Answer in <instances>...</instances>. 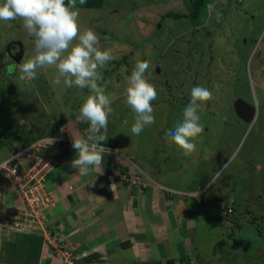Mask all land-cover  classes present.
Returning <instances> with one entry per match:
<instances>
[{
	"label": "rangeland",
	"instance_id": "obj_1",
	"mask_svg": "<svg viewBox=\"0 0 264 264\" xmlns=\"http://www.w3.org/2000/svg\"><path fill=\"white\" fill-rule=\"evenodd\" d=\"M194 2L104 0L98 8L76 6L80 32L93 30L98 47L114 57L98 69L99 85L114 97L105 134L126 138L125 160L143 182L152 184V178L188 204L196 223L195 264H264V0H204L201 14L189 17ZM169 12L188 15L174 18ZM22 23L0 22V153L9 143L25 141L31 124L48 135L59 126L68 129L66 121L73 119L84 136L90 133V124L77 119L88 89L69 88L63 80L55 84V66L38 68L34 80L7 72L8 65L34 55ZM137 61L149 63L145 78L157 91L151 102L155 123L139 136L130 131L134 113L124 96ZM195 86L213 96L199 113L204 130L196 149L184 156L164 137L182 121ZM238 100L254 108L251 118L238 114ZM220 206L231 212L221 214Z\"/></svg>",
	"mask_w": 264,
	"mask_h": 264
},
{
	"label": "crops",
	"instance_id": "obj_2",
	"mask_svg": "<svg viewBox=\"0 0 264 264\" xmlns=\"http://www.w3.org/2000/svg\"><path fill=\"white\" fill-rule=\"evenodd\" d=\"M66 122L70 137H87L76 121ZM123 139L108 137L104 145L110 152L85 175L71 167L72 144L57 150L58 161L45 179L46 191L54 196L44 210L46 232L59 239L76 264H195L196 223L188 216V204L152 178V184L143 182L136 166L125 160ZM26 142L9 143V149ZM21 205L15 187L0 173V213ZM0 264L66 263L41 233L0 222Z\"/></svg>",
	"mask_w": 264,
	"mask_h": 264
},
{
	"label": "clouds",
	"instance_id": "obj_3",
	"mask_svg": "<svg viewBox=\"0 0 264 264\" xmlns=\"http://www.w3.org/2000/svg\"><path fill=\"white\" fill-rule=\"evenodd\" d=\"M79 3L85 4L86 0H79ZM76 4L77 0H67V4L65 0H3L0 3V22L21 20L24 30L34 41V55L19 65H8L9 75L19 71L21 80H34L38 68L55 66L58 71L55 84L63 80V84L69 88L75 86L88 89L91 93L81 104L77 117L90 124V134L86 138L72 136L76 157L70 162L72 168L85 175L90 168L99 167L104 153L110 152L104 142L108 139L105 133L114 97L105 94V89L99 85L98 81L103 76L98 69L114 57L110 49L101 50L98 47L99 37L93 30L80 32ZM213 7L212 4L207 5L209 15ZM149 67L147 61H137L124 91L125 103L134 113L130 131L135 136H139L146 126L155 123L151 102L157 98V91L145 78ZM212 96V91L206 87H193L190 100L183 109L182 121L164 137L181 149L184 156H191L196 149L195 140L204 130L199 113ZM124 123L127 125L128 121ZM54 142V138L48 137V145Z\"/></svg>",
	"mask_w": 264,
	"mask_h": 264
},
{
	"label": "built area",
	"instance_id": "obj_4",
	"mask_svg": "<svg viewBox=\"0 0 264 264\" xmlns=\"http://www.w3.org/2000/svg\"><path fill=\"white\" fill-rule=\"evenodd\" d=\"M67 130L64 125L59 126L54 134L41 135L20 149H12L0 161V173L11 181L22 203L18 209L2 211L0 222L13 230L41 233L54 246L55 254L63 256L66 264H76L72 254L56 236L46 232L44 226V210L54 202L53 194L45 189V179L57 163L53 152L72 142ZM48 137L54 138L55 142L48 145ZM227 212L231 209L220 206L221 214Z\"/></svg>",
	"mask_w": 264,
	"mask_h": 264
},
{
	"label": "trees",
	"instance_id": "obj_5",
	"mask_svg": "<svg viewBox=\"0 0 264 264\" xmlns=\"http://www.w3.org/2000/svg\"><path fill=\"white\" fill-rule=\"evenodd\" d=\"M103 1L104 0H86V3L85 4H80L79 3V0H77L76 6L77 7H84V8H98V7H101ZM203 2H204V0H195L194 6L192 5L193 7L191 9L192 12L190 13V15H188V14H182V13H170V12L167 13L166 15L167 16H172L174 18H181V17H184L186 15H188L189 17H192V16L193 17H197L199 14H201L200 8H201V4ZM65 3L67 4V0H65ZM26 134H28V137L26 138V140H27V142H30V141L36 139L37 137H39L41 135H44L45 133H44L43 127H40L38 125L31 124L30 129L26 130ZM67 135L70 136L69 135V132L67 133ZM1 143L2 142L0 140V145H1ZM70 144H72V142H67L63 146L70 145ZM63 146H61V147H63ZM55 157H56V155H55Z\"/></svg>",
	"mask_w": 264,
	"mask_h": 264
},
{
	"label": "water",
	"instance_id": "obj_6",
	"mask_svg": "<svg viewBox=\"0 0 264 264\" xmlns=\"http://www.w3.org/2000/svg\"><path fill=\"white\" fill-rule=\"evenodd\" d=\"M235 109L238 114L243 117L244 119H249L254 114V108L248 105L243 104L241 101L235 102Z\"/></svg>",
	"mask_w": 264,
	"mask_h": 264
}]
</instances>
